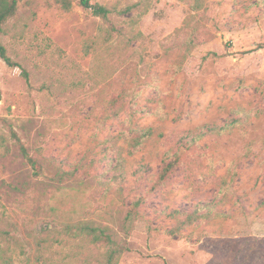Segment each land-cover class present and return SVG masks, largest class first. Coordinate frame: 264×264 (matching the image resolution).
Masks as SVG:
<instances>
[{
  "label": "rangeland",
  "instance_id": "374dc122",
  "mask_svg": "<svg viewBox=\"0 0 264 264\" xmlns=\"http://www.w3.org/2000/svg\"><path fill=\"white\" fill-rule=\"evenodd\" d=\"M70 1L65 10L19 0L0 34L19 65L0 58V231L15 236V254L32 258L33 236L54 218L108 223L121 237L118 218L142 196L119 264H264V0H90L109 9L106 19ZM124 89L136 95L139 123L163 136L123 152L127 180L105 195L97 177L114 128L94 137L90 113ZM238 108L251 115L245 128L204 136L150 190L161 154L183 133ZM10 130L64 170L90 150L97 160L88 155L74 183L57 181L52 166L35 176ZM191 212L208 214L169 231Z\"/></svg>",
  "mask_w": 264,
  "mask_h": 264
},
{
  "label": "trees",
  "instance_id": "16d2710c",
  "mask_svg": "<svg viewBox=\"0 0 264 264\" xmlns=\"http://www.w3.org/2000/svg\"><path fill=\"white\" fill-rule=\"evenodd\" d=\"M63 9L68 10L71 6L70 0H54ZM80 5L92 12L93 15L106 19L110 13L105 6L92 4L90 0H78ZM19 0H0V34L3 31L2 25L7 19L14 16ZM192 43L189 39L186 43ZM185 43V44H186ZM0 58L9 67L19 66L7 54L5 46L0 41ZM21 75L27 82V73L21 71ZM137 98L134 92L128 89L122 90L119 94L106 97L99 112L90 113L94 123L97 137L98 130L103 127L114 128V131L107 130L103 139L107 145L103 152L105 166L97 177L98 184L104 188V193L120 194L122 190L121 182H125L129 172L126 168V158L123 155H133L145 147L147 143H156L162 138V133H156L152 126H144L139 123V110L137 109ZM251 115L243 108L236 110V115L223 121L221 124H204L194 130H188L178 138V148L174 152L165 151L161 154L160 166L156 173L157 177L151 189L163 185L180 165L183 155L198 147V141L204 136H217L231 133L234 129H243L248 123ZM11 137L15 139L22 156L30 164L35 176L43 173L44 169L52 166L57 181L74 183L77 174L83 169H88L84 160L88 155H92L90 164L95 163L97 158L92 150L86 152L80 159L75 161L68 170H64L61 163L55 165L54 160L43 155L33 156L29 154L27 148L20 142L17 134L10 130ZM2 141V138L0 137ZM2 142H0V145ZM40 154V150H36ZM107 160V163H106ZM111 173L106 177L107 167ZM148 163H141L134 173L141 172V176L149 173ZM114 190L112 191V188ZM152 191V190H151ZM143 197H137L131 202L130 208L124 212L119 219L120 233L111 228L108 223L77 220L74 222H58L55 218L41 229L42 237L33 236L34 252L32 258L29 256L19 257L15 254V247L11 242L15 236L6 230L0 231V264H119L121 255L128 250L127 237L133 228V223L139 215V208ZM208 214V213H207ZM198 212L184 214L183 219H178L173 228L169 231L175 233L180 231L184 225L200 217ZM55 215V214H54ZM173 218H177L173 216ZM164 264H169L165 262Z\"/></svg>",
  "mask_w": 264,
  "mask_h": 264
}]
</instances>
